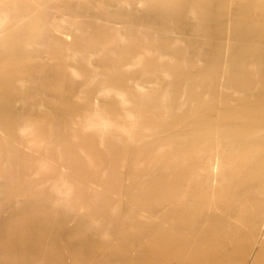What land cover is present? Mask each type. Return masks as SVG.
<instances>
[{
  "label": "rangeland",
  "instance_id": "374dc122",
  "mask_svg": "<svg viewBox=\"0 0 264 264\" xmlns=\"http://www.w3.org/2000/svg\"><path fill=\"white\" fill-rule=\"evenodd\" d=\"M5 1L0 0V23L7 27L0 39V215L14 216L29 233L40 228L42 239L52 233L60 263L157 264L154 249L147 261L141 259L137 226L158 224L175 235L159 224L168 218L190 229L170 240L173 261L235 264L247 257L246 243L261 231L264 213V198L257 194L264 188V0H213L222 20L202 23L206 29L200 32L218 35L225 29L224 39L230 29L235 37L241 33L231 58L223 39L172 35L176 26L183 31L200 23L201 8L181 10L188 6L184 0H87L94 8L66 0L67 16L56 18L67 21L48 25L57 52L21 58L12 44L17 0ZM254 27L260 38L249 29ZM122 29L134 40H119ZM81 33L88 36L85 46ZM120 43L123 56L111 50ZM252 47L256 57L247 58ZM69 52L91 58L74 59ZM101 82L131 98L141 95L142 104H122L117 95L102 92ZM229 141L246 149L216 146ZM213 152L216 159L209 158ZM217 159L225 167L212 169ZM231 161L234 167H227ZM96 225L107 231L101 242L89 237ZM195 236L207 242L201 251L190 249ZM6 237L3 248L24 251L13 233ZM223 242L235 249L234 259L217 247Z\"/></svg>",
  "mask_w": 264,
  "mask_h": 264
},
{
  "label": "crops",
  "instance_id": "0c3cea01",
  "mask_svg": "<svg viewBox=\"0 0 264 264\" xmlns=\"http://www.w3.org/2000/svg\"><path fill=\"white\" fill-rule=\"evenodd\" d=\"M89 2L93 3V1L91 0H89ZM161 4H165V3L161 2ZM35 5L37 6L35 7ZM67 8L68 6L66 0H17L16 21L19 22V24L16 27L14 34L12 35V40H13L12 44L15 50L20 54L21 58H25V57L45 58L46 55L48 56L47 53L57 52V50H55L54 48L55 47L54 36L49 31L48 25H52L53 27H58L59 25H61L55 22L56 16L58 15L67 16V12H66L68 10ZM86 8H94V7L87 6ZM159 13L161 15L163 14L167 15L168 12L161 9ZM115 14L120 15L119 11L118 12L116 11ZM65 21H67V18H65ZM3 24L4 23H0V37H1L0 39H3L2 37L5 36V32L7 29L6 25L4 27L2 26ZM55 24H57V26ZM165 29L166 28L164 29L161 28L160 31H165ZM191 29L193 35H195L196 33L195 31H197L195 29V25H193L192 27L187 26L185 29H183L182 34L183 35L189 34ZM80 36H81V41L85 46L86 45L85 43L88 42V36H86L83 33H81ZM120 38L121 37L119 33L118 39L121 40ZM134 38L130 39V41H133ZM262 42H264V40H262ZM120 44L117 47H112L111 49L113 51L115 50V48H117V52L119 56L122 46V44L121 45ZM87 47H91V46H87ZM26 52L28 53L31 52L32 56L27 57ZM0 53H5L4 44L1 42H0ZM71 53L72 52H69L70 57H71ZM261 54H262V58H264V53ZM50 58H55V57L50 56ZM79 58H91V56L89 57L88 54H86L85 56L80 54ZM1 90H2V86L0 82V94H1ZM229 142H233V141H229ZM234 142H236L239 146V149L236 150L235 152L242 153V150L246 149V146L240 143L239 141H234ZM224 153H225L224 154L225 158H232V156L228 157V152H224ZM209 158L216 159L217 152H213L211 154V157ZM239 159H244V157L240 156ZM239 162L240 161H238V163ZM210 182L215 183V179H212ZM210 195L214 197L215 191H212ZM1 198L5 199V195L1 194ZM0 207H2L1 204ZM67 213L70 215L74 214L73 208H69L67 210ZM38 217L35 216V219L40 220L38 219ZM81 219L84 224L88 223L87 218L82 217ZM159 224L160 225L167 224V226L171 228L172 233L176 232L174 233L175 235H171L168 232L167 233L163 232L158 224L156 226L153 225L137 226L140 238L142 240L141 249H140L142 250V253H139L140 255H142L141 259L143 261H147L149 259V258L147 259V257L145 256L147 254V251H151L154 249L156 250L155 256H158L159 261L153 259L152 260L157 264L183 263L182 260L179 259L177 261L175 260L173 261L174 254L170 250V247L172 248V246L174 245L170 240L175 239L174 236L181 235L180 233L189 231L190 229L182 225L180 222H176L173 218L159 220ZM133 226L136 225L134 224ZM50 228L53 229L52 226H50ZM93 228H94L93 231H90L89 234L91 240L93 241L97 240V242H101L102 240H105L107 238L106 235L107 231L102 226L96 225L93 226ZM98 232H100L101 234ZM10 233L14 234V239H15L14 241L18 244L19 248L21 250L24 249V251H20L17 249L15 251H10L8 247L3 248L1 245L0 257L2 258H0V264H70L66 262L60 263L59 259H57L59 253L54 248V246H56V238L52 235V233L48 234V239H44V238L42 239L40 228L35 227V229H33V232L29 233L28 231L22 230V228L19 225L18 219L15 218L14 216L5 217L0 215V244L7 242L6 236L10 235ZM198 236L201 237L200 234H198ZM198 236L197 237L195 236L194 240L189 244L190 249H194V251H201V249H203L204 244L207 243L204 240H200ZM238 240H241V238ZM240 242H238V244ZM242 243L243 242H241L240 244ZM223 244H224L223 246L217 244V247H219V249L221 248L226 249L225 252L230 256L231 259L232 258L234 259L235 256L234 254H236L234 251L235 249L233 247L227 248L228 242L226 243L223 242ZM246 244H248L247 246L249 247L248 251L246 250L248 252V254L246 253L247 257L239 261L234 260L235 264H263V261L259 260V258L257 260L252 259V250H253L252 241ZM21 247L24 248L22 249Z\"/></svg>",
  "mask_w": 264,
  "mask_h": 264
},
{
  "label": "bare ground",
  "instance_id": "6f19581e",
  "mask_svg": "<svg viewBox=\"0 0 264 264\" xmlns=\"http://www.w3.org/2000/svg\"><path fill=\"white\" fill-rule=\"evenodd\" d=\"M8 0H6L5 2H4V4L7 2ZM77 3H78V5L79 6H83V5H87L88 4V2H87V0H75ZM12 2V4L14 5L15 4V0H12L11 1ZM63 2V1H62ZM64 3V2H63ZM83 4V5H82ZM119 4V3H118ZM184 4H188V6L187 7H185V6H183L184 7V9H181V10H189V11H194L195 13L196 12H198L197 10L198 9H200L201 8V11H200V18H199V21H200V23L198 24V25H196L195 26V29L197 30V31H195L196 33H195V35H193V32H192V29L190 30V33L189 34H185L186 36H190L192 39H197V40H205V39H214V37L216 38V39H223L225 42H226V49H225V54L228 56V58H231V54H235V53H238V51H239V45L237 44V43H239L240 42V38L241 37H239V35L241 34V33H239V32H237L236 33V37H235V35H234V33L232 32V29H230L229 31H227L228 32V37L226 36V39H224L223 38V36H225V29H223V30H220V34H218V35H213V33H210V34H208L207 32H204V33H202L205 29H206V27L205 26H203V24L202 23H210V22H215L216 20H222V17L220 16V17H218V13H217V10H218V8H217V6H216V4H214L213 3V0H184ZM196 4H198V5H196ZM88 6V5H87ZM182 7V8H183ZM46 12V11H45ZM173 16V15H172ZM80 16H75L74 17V19H73V21H78ZM52 18H54V17H52ZM54 20V19H53ZM56 21L55 22H57L58 24H62L63 22H65V17L64 16H59V17H57L56 19H55ZM229 22H231V20L229 19L228 20ZM168 22H170V26H173V22L169 19V21ZM50 24H53V23H50ZM56 26H57V24H55ZM76 25V24H75ZM60 26V25H59ZM122 28V27H121ZM126 28V27H125ZM174 27H172V29H173ZM176 28V32H172V35H174V36H177V37H179V36H181V35H183L182 34V31L179 29V27L178 26H176L175 27ZM127 29V28H126ZM243 29V28H242ZM252 32H253V36H254V38L255 39H257L258 37L260 38L261 36H262V34H261V31L260 32H258L259 30L257 29V28H249ZM141 30H146V29H144V28H142ZM234 30V29H233ZM200 31H202V32H200ZM171 32V31H170ZM202 33V34H201ZM121 38V40L122 41H130V39H133L134 38V36H132L131 34H129V33H127V31L125 30V29H122V31H121V36H120ZM177 37H176V39H177ZM234 37V38H233ZM189 38V37H188ZM180 39V38H179ZM173 40H175V39H173ZM177 41V40H176ZM179 41V40H178ZM233 42L236 44V49H234L233 48ZM176 43V42H175ZM255 43H256V41H255ZM177 44H178V42H177ZM175 45V44H174ZM179 45V44H178ZM183 48V47H182ZM89 51V50H88ZM233 51H235L234 53H233ZM32 52V51H31ZM95 54L96 53V51H93L92 52V54ZM124 53L125 52H123V50L121 49V52H120V56H123L124 55ZM255 53H256V49H254L253 47L252 48H250L249 49V51H248V54H247V58H255L256 57V55H255ZM41 55V54H40ZM238 55V54H237ZM42 56V55H41ZM40 56V57H41ZM75 56H78V57H80V54L79 53H72L71 54V57H75ZM249 56V57H248ZM28 57V56H27ZM90 57V56H89ZM26 58V57H25ZM77 58V57H76ZM75 59V58H74ZM168 59V58H167ZM48 61V60H47ZM104 66V65H103ZM103 71V70H102ZM163 71V70H162ZM192 72V71H191ZM89 76H90V74H89ZM99 76V75H98ZM90 78V77H89ZM95 78H96V76H95ZM99 78V77H98ZM130 83H132L134 86H139V85H142L141 84V82L139 81V79L138 78H130V81H129ZM91 83V82H90ZM89 83V84H90ZM107 83V82H106ZM56 84V83H55ZM92 85V84H91ZM101 86H102V92H112L113 94H115V95H117V97H118V99H119V101L122 103V104H124V105H127V104H129V103H134V104H136V105H141L142 104V101H143V99H142V97H141V95H139V94H134L133 95V97L131 98V97H129L128 96V94H126L124 91H122V90H120V89H118V88H112V89H107V86H103V82H101V84H100ZM224 85V84H223ZM97 87V86H96ZM224 87V86H223ZM99 92V91H98ZM252 92V91H251ZM254 92V91H253ZM101 95V94H100ZM103 95V94H102ZM107 96H109V95H106V97ZM107 99V98H106ZM94 100V99H93ZM99 100V99H98ZM151 100V99H150ZM18 101V100H17ZM120 103V104H121ZM193 105V104H192ZM98 107V106H97ZM95 109V108H94ZM98 110H99V108H98ZM102 111H104V109L102 110ZM98 112H100V111H98ZM100 114V113H99ZM139 120H140V118L139 119H135L134 120V124L136 123V122H139ZM219 121V120H218ZM214 124V123H213ZM197 125V124H196ZM216 125V124H215ZM201 127H202V125H201ZM200 127V128H201ZM217 128V127H216ZM1 132V131H0ZM3 135V134H2ZM5 136V135H4ZM218 136V135H217ZM219 141V140H218ZM217 141V142H218ZM222 141V140H221ZM220 141V142H221ZM215 144H216V142H215ZM221 144V143H220ZM216 146L217 147H219V148H224V149H232V150H238L239 149V146H238V144L236 143V142H228V143H226V145H225V143H224V147H222V145H219L218 143L216 144ZM261 149H263L264 150V148H261ZM44 161H46V160H44ZM235 162L236 161H231V162H227L226 163V165H227V167H229L230 165L232 166V167H234V165H235ZM233 163V164H232ZM46 164V163H45ZM50 164V163H49ZM220 165H222V166H224L225 167V165L224 164H220V160H213V161H211V168L213 169H216V168H218ZM43 167V166H42ZM219 171H220V169H219ZM261 171V170H260ZM9 173V172H8ZM216 173V172H215ZM218 173V172H217ZM218 183V181H216V184ZM262 186H264V185H262ZM237 192V191H236ZM257 194L258 195H260V196H262L263 198H264V188L263 189H261V188H259L258 189V191H257ZM254 196H255V194H254ZM257 196V195H256ZM253 197V196H252ZM247 198V197H246ZM259 198V197H258ZM240 199V198H239ZM248 200V199H247ZM257 200V199H256ZM258 201V200H257ZM264 202V201H263ZM240 203V202H239ZM241 205V204H240ZM250 205V204H249ZM264 208V207H263ZM264 210V209H263ZM256 212V211H255ZM263 212V211H262ZM261 212V213H262ZM258 216V215H257ZM261 217H262V221H261V224H260V228H261V231L258 233H254L253 234V240H252V246H253V250H252V259L253 260H257L258 258H259V260H262L263 261V264H264V253H263V251H264V213H262V215H261ZM259 218V217H258ZM252 219H254V218H252ZM256 219V218H255ZM257 220V219H256ZM97 224V223H96ZM242 225V224H241ZM98 226V225H97ZM249 227V226H248ZM101 228V227H100ZM244 228V227H243ZM94 229V228H93ZM245 229H246V227H245ZM244 229V230H245ZM96 230V229H95ZM230 230V229H229ZM243 230V229H242ZM260 230V229H259ZM103 232V231H102ZM105 232V231H104ZM252 232H253V230H252ZM98 233H100V232H98ZM101 234V233H100ZM34 235V234H33ZM149 235V234H148ZM96 236V235H95ZM99 236V235H98ZM105 236V235H104ZM108 237V236H107ZM97 239V238H96ZM95 239V240H96ZM102 240V239H101ZM97 241V240H96ZM103 241V240H102ZM248 245V244H247ZM0 247H1V244H0ZM174 257V256H173ZM0 258H2V257H0Z\"/></svg>",
  "mask_w": 264,
  "mask_h": 264
}]
</instances>
